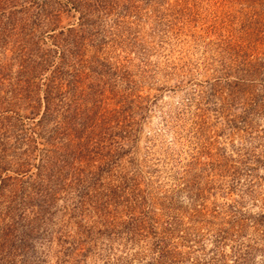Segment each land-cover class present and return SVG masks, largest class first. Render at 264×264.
<instances>
[{
    "label": "rangeland",
    "instance_id": "1",
    "mask_svg": "<svg viewBox=\"0 0 264 264\" xmlns=\"http://www.w3.org/2000/svg\"><path fill=\"white\" fill-rule=\"evenodd\" d=\"M0 264H264V0H0Z\"/></svg>",
    "mask_w": 264,
    "mask_h": 264
},
{
    "label": "trees",
    "instance_id": "2",
    "mask_svg": "<svg viewBox=\"0 0 264 264\" xmlns=\"http://www.w3.org/2000/svg\"><path fill=\"white\" fill-rule=\"evenodd\" d=\"M47 109H48V108H47ZM47 109H46V110H47Z\"/></svg>",
    "mask_w": 264,
    "mask_h": 264
}]
</instances>
